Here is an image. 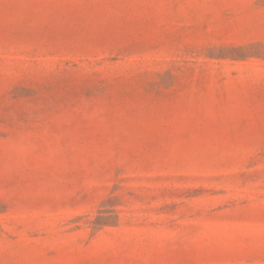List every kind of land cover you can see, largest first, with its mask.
<instances>
[{
	"label": "rangeland",
	"instance_id": "374dc122",
	"mask_svg": "<svg viewBox=\"0 0 264 264\" xmlns=\"http://www.w3.org/2000/svg\"><path fill=\"white\" fill-rule=\"evenodd\" d=\"M0 264H264V0H0Z\"/></svg>",
	"mask_w": 264,
	"mask_h": 264
}]
</instances>
